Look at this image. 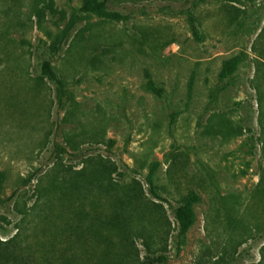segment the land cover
I'll return each mask as SVG.
<instances>
[{"label":"rangeland","instance_id":"1","mask_svg":"<svg viewBox=\"0 0 264 264\" xmlns=\"http://www.w3.org/2000/svg\"><path fill=\"white\" fill-rule=\"evenodd\" d=\"M107 1L0 0V254L264 264V0Z\"/></svg>","mask_w":264,"mask_h":264},{"label":"trees","instance_id":"2","mask_svg":"<svg viewBox=\"0 0 264 264\" xmlns=\"http://www.w3.org/2000/svg\"><path fill=\"white\" fill-rule=\"evenodd\" d=\"M108 1L107 0H82L81 6L79 8V12L82 14L87 15H94L98 17H107V18H113L115 20H123L124 17L116 12H110L107 8ZM236 68V61L235 59H230L226 61L223 64L221 76L223 78L229 76ZM41 73L52 83H54L62 96L64 94L63 85L59 78L57 77L56 73L53 71L51 65L48 62H43L41 65ZM147 88L151 92H155L158 96H162V92L156 88V86L153 84V82L148 78L147 82ZM95 172V171H94ZM93 172V173H94ZM99 178H88L89 184L99 185V181H97ZM102 181H104V178H101ZM2 183V175L0 174V184ZM112 183V180H108L107 184ZM146 184L148 186L149 193L156 199L163 201L162 198L157 196L154 193L153 189V182H152V172L150 171L148 176L146 177ZM136 197V193L134 194V198ZM194 199L193 194H190L189 196H186L183 200V202L174 208L172 210L173 212V218L176 223L178 236L180 238L184 237L187 231L189 230L192 218H193V212L191 209V203ZM44 247V245H42ZM69 250V248H63L59 251V257H54L52 254H55L56 252V245L55 244H49L46 246L45 251L52 255L49 257H45L44 264H71L70 258L66 257V252ZM0 260L3 262H7L8 264H14L13 262H16L17 259L14 258L12 255L7 254H0ZM166 256L163 254V252H159L157 255H147L144 257L141 264H165L166 263ZM13 261V262H12ZM101 263V262H100ZM0 264H3L0 262Z\"/></svg>","mask_w":264,"mask_h":264}]
</instances>
